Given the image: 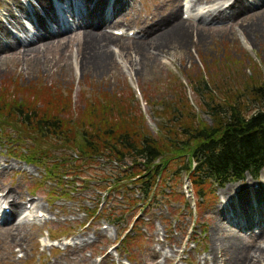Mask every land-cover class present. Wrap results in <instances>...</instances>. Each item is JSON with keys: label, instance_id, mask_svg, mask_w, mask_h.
Returning a JSON list of instances; mask_svg holds the SVG:
<instances>
[{"label": "rangeland", "instance_id": "obj_1", "mask_svg": "<svg viewBox=\"0 0 264 264\" xmlns=\"http://www.w3.org/2000/svg\"><path fill=\"white\" fill-rule=\"evenodd\" d=\"M4 1L7 4L9 0H0V18L15 38L27 43L41 33L42 30L38 29L36 22L29 19L26 12H20L18 9L15 10V15L24 31H21L19 25H12L3 8ZM20 1L23 7L27 8L30 16L33 15L34 7L38 8L36 0ZM206 1H210L215 7L226 0ZM122 2L127 6V14L119 15L117 25L106 31L128 42L111 46L109 54L114 63L109 71L95 70V65L92 63L83 66L84 62L78 58L77 47L83 42L78 26L85 20H82L77 10L74 14L70 9H66L64 12L66 25L72 28L68 31L69 34L64 36L66 40H63L64 43L69 40L68 48L64 52L61 45L51 48L39 56L35 64L23 55L14 54V58H10L12 54H7L5 56L7 61L0 66V91H7L12 98L18 99L22 89L49 88L55 95L59 93L60 96L59 104L55 108H61V100L64 107L66 104L69 105L70 99L72 116L69 114V108L65 109L61 116L69 123H71L70 119L73 118V123L82 113L81 111L88 109L90 104L88 101L94 99L96 93V95L108 94L109 97H121L123 93H127V100H130L132 106L137 107L145 117L149 131L158 136L163 121L161 117L164 115L167 117L172 112L169 106L178 101V96L187 100L196 115V120L200 119L211 125L210 118L199 108L201 99L196 93V90L204 88V82L210 83L212 90L210 98L214 96L222 103L225 102L230 90L221 88V83H224L230 75L234 80L226 83L235 84L237 87L234 86L233 89L236 91L242 88L244 95L249 86L255 82L264 84V36H259L258 39L249 37L248 34L240 32L237 25L228 28L226 22L205 25L207 32L203 41H200V35L187 37L186 51L177 49L175 53L158 54L155 49H150L155 53L157 61H153L152 66L143 69L138 66L139 59L135 57L136 54L130 52V48L145 39L143 35H139L137 26L141 21L158 22L160 18L156 19L153 15H162L167 11L164 14L166 16L169 10L162 11L166 8L162 0H122ZM257 3L250 2L253 6ZM81 5L83 14L85 3ZM188 7L187 0L184 2L183 19L190 16ZM113 11V7L108 8L106 17L113 15ZM195 11L197 21L200 17H207L205 5ZM41 14L46 19L45 14L43 12ZM46 21L47 28L55 31L54 23L51 24L47 19ZM261 24L264 26V23ZM119 30L123 33L120 36L116 35ZM160 31L162 30L158 29L154 34H150L152 36L149 35V39L159 35ZM232 33L235 35L233 36ZM14 43L13 38L2 39L4 46H13ZM151 47L153 48L154 45ZM176 88L180 89V92H177ZM255 107L251 105L249 108L251 113ZM3 128L5 132H2L0 127V220H4L0 223V264H125L126 257L132 264H222L219 261L221 258L224 259V254H219L215 262L208 260L213 253L211 232L218 221L215 213L225 226L236 231L241 230L240 227L245 225V217H241V220L237 218L243 213L235 189L246 186L249 187L252 195L254 191H260V194L264 195L263 169L259 175L246 173L243 178L230 181L223 186L210 183L208 194L200 198L201 207L198 208L199 202L198 206H195L198 194L189 179L190 175L181 170L183 158L173 159L165 169L158 186L155 185L153 193L146 202V208L139 206L129 212L131 214L129 218L134 217L131 222L134 224L133 229L130 231L128 228L127 217L123 218L124 225L117 226L120 234H131L123 239L124 259L120 258L122 260L120 261L115 252L110 254L108 252L111 245L118 241L115 237L116 232L111 228L104 232L103 221L99 222V219L89 221L84 214L87 211L89 213L94 211L97 204H99V214L103 212L107 214L109 208H112L104 199L98 197V190L93 180L96 169H83L82 179H64L65 183L60 187H57L52 180L37 187L36 185L40 183L42 167L31 164L39 168L36 169L24 164L22 159L11 157L12 147H9L11 140H6L4 137L13 135L12 140H16L17 126L7 123ZM34 143L35 140L27 137L23 142L25 150H21V146L16 144L13 152L18 155L23 151L27 153L29 147L33 148ZM50 143L56 142L50 141ZM54 151L52 155L56 158L59 153H64V150ZM184 158L188 161V156ZM51 160V162L56 161ZM77 183L79 184L76 186ZM74 187L78 190H74ZM230 187L232 192L229 191L225 197L222 196L223 191ZM68 188L72 192H68ZM9 191L17 198L21 209L33 204V207L43 212L47 218L36 217L32 209L29 211L31 217L27 221L20 222L15 217L4 216L5 207L11 209L4 200L5 193ZM61 195L69 197H61ZM128 195L132 197L133 194ZM257 196L261 197L259 194ZM114 198L112 195V199ZM252 202L256 204L253 200ZM263 212L262 210L261 213ZM252 222L258 223L252 231L257 235L264 224L255 220ZM50 234L51 239L55 238L57 242L52 243L49 240ZM79 238H88L89 241L77 243ZM128 244L130 248H127ZM249 244L261 247L249 251L251 257H254L255 253L260 254V251H264L263 239L249 240ZM259 264H264V258Z\"/></svg>", "mask_w": 264, "mask_h": 264}, {"label": "trees", "instance_id": "obj_2", "mask_svg": "<svg viewBox=\"0 0 264 264\" xmlns=\"http://www.w3.org/2000/svg\"><path fill=\"white\" fill-rule=\"evenodd\" d=\"M233 78L230 75L221 83V88L230 90L223 103L214 96L210 98V83L204 82V88L198 89L200 92L196 90L201 99L199 108L210 118L211 125L196 120L187 100L178 96V101L169 106L172 112L161 117V133L155 136L149 131L145 117L127 100V93L121 97L96 93L95 98L88 101L91 104L88 109L69 123L61 116L68 108L72 116L70 99L69 105L64 107L61 100V108H55L59 104V93L56 97L51 89L36 90L38 87L35 86L22 89L18 99L12 98L7 91H0V127L5 132L3 126L7 123L17 126L16 140H12L13 135L4 137L11 140L10 156L41 166L43 180H52L57 187L64 185V179H82L83 169L96 168L93 180L106 185L99 189L109 195L107 200L112 201L113 206L121 204L125 207L122 215L139 206L146 208L154 187L158 186L173 159L183 158L181 170L189 173L198 194V204L200 198L208 194L210 183L223 186L243 178L246 173L259 175L264 169V84L255 82L244 95L242 88L236 91L233 89L235 84L226 83ZM176 90L180 92V89ZM252 104L256 106L253 113L249 110ZM27 137L35 140L33 148L29 147L27 153H14L16 144L25 150L23 142ZM53 150H64V153H59L56 158L52 155ZM186 156L188 161H185ZM104 158L110 168L114 161L124 166L123 171L112 168L110 174L117 178L113 186L106 170L98 171L102 165L100 159ZM51 159L56 161L51 162ZM139 186L141 197L136 198L135 191ZM69 189L68 192H72ZM74 190L77 189L74 187ZM113 193L117 194L114 199ZM120 198L123 201L119 202ZM103 216L100 218L114 223L121 219Z\"/></svg>", "mask_w": 264, "mask_h": 264}, {"label": "bare ground", "instance_id": "obj_3", "mask_svg": "<svg viewBox=\"0 0 264 264\" xmlns=\"http://www.w3.org/2000/svg\"><path fill=\"white\" fill-rule=\"evenodd\" d=\"M36 1L38 2V8L34 7L32 16H30L27 8L23 7L20 0H9L7 4L6 1H4L3 5H5L3 8L7 12V18L12 25L17 24L21 27V31H24L20 20L15 15V10L18 9L20 12H26V15L30 17L29 19L36 22V25L39 27L38 29L40 31L42 30L43 34L41 31V33L35 35L36 37L31 41L25 43V41H20V39L15 38L14 34L8 30L0 18V66H3V63L7 61L5 57L7 54H12L10 58H14V54H17L15 56L23 55L25 58H28V60H31V63L35 64L39 60L38 57L51 48H56L61 45L63 52L68 48L69 40L65 41V43L63 40H66L64 36H67L69 34L68 31L72 28L70 29L66 23L58 17L53 0ZM162 1V4H166V8L162 9V11L168 9L169 13L166 16H164V14L167 11L162 15L154 14V18H160L158 22L155 21L152 23V21L148 20L144 23L141 21L137 29L139 30V35H143L145 39L142 43L136 44L135 47L130 48V52L135 53V57L139 59L138 66L143 69L152 66L153 61H157L155 53L150 49H155L158 54H164L165 52L175 53L177 49L186 51L188 49L187 37L191 38L196 34L200 35V41H203L207 32L205 28L207 24L212 25L215 22H226L228 28L237 25L240 32L248 34L249 37L258 39L259 36H264V26L261 24L264 23V0H226L215 7L210 1L190 0L189 11L191 14H194L196 12L195 10H198L203 5L206 6L207 13L205 15L207 17H200V20L197 22L192 18V15L189 16L191 19L182 18L185 0ZM251 1L258 3L256 6H253L250 4ZM68 3L72 12L74 13L73 10H75V12L77 10L78 15H81L82 20H85L78 26V30L83 37L81 46L78 45L77 47L78 58H81V61L84 62V64L82 63L84 67L87 66L86 63H92L95 65V70L100 72L109 71L112 63H114L109 54L111 46L126 44L128 41L118 38L108 33L106 30L117 25L119 15L127 14V6L123 4L122 0H114L112 5L114 9L113 15L107 18L106 10L108 8V0H68ZM83 3H85V9L82 14L81 4ZM41 12L45 14L46 19L49 20L51 24L54 23L56 27L55 31H50L47 28V21L44 19ZM199 22L201 23L198 24ZM148 27H150V29H148ZM158 29L162 30L160 34L153 37V39H149V35L154 34ZM232 35L234 36L235 34L232 33ZM151 36L152 35H150V37ZM3 38H13L15 40V45L9 47L2 45ZM152 45H154L153 48L151 47ZM122 47L125 48L126 46ZM229 191L232 192L231 187L224 190L222 196L225 197ZM235 192L237 193L239 203L242 205L241 211L243 213L242 216L238 215L237 218L241 220V217H245V225L240 227L242 228L241 230L239 229L240 231L233 230L225 226L221 219H219L218 214L215 213L218 221L211 232L213 253L212 257L208 260H210V262H215L219 254H224V259L221 258L219 263L259 264L261 259L263 260L264 258V251H260V254L255 253L254 257H251L248 253L251 250L261 248L260 246L250 245L249 240H256L257 238L264 240V225L257 235L252 233L255 226L258 225V223L252 221H260V223L264 224V222H261L264 221V212L261 213L262 210L264 211V195L262 196L260 191H254L252 195L249 187L246 186L236 188ZM258 194L261 196L260 198L257 196ZM6 198L10 201V217H18L22 209L17 198L12 195L11 191L6 194ZM252 200L256 202V204L253 203ZM253 215H255L256 218L251 217ZM88 241V238L77 239V243H86Z\"/></svg>", "mask_w": 264, "mask_h": 264}]
</instances>
